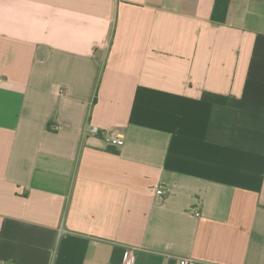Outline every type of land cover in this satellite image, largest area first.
Instances as JSON below:
<instances>
[{
	"label": "crops",
	"instance_id": "1",
	"mask_svg": "<svg viewBox=\"0 0 264 264\" xmlns=\"http://www.w3.org/2000/svg\"><path fill=\"white\" fill-rule=\"evenodd\" d=\"M130 250L264 264V0H0V264Z\"/></svg>",
	"mask_w": 264,
	"mask_h": 264
},
{
	"label": "built area",
	"instance_id": "2",
	"mask_svg": "<svg viewBox=\"0 0 264 264\" xmlns=\"http://www.w3.org/2000/svg\"><path fill=\"white\" fill-rule=\"evenodd\" d=\"M108 146L112 147V148H119L123 145V139L122 138H113V137H109L107 140ZM163 191L161 189V187H157L156 188V194L158 196H162L163 195ZM122 264H135V256L133 254V251L130 250L128 251L123 259V263ZM178 264H196L194 260L189 259V258H180L178 259Z\"/></svg>",
	"mask_w": 264,
	"mask_h": 264
}]
</instances>
